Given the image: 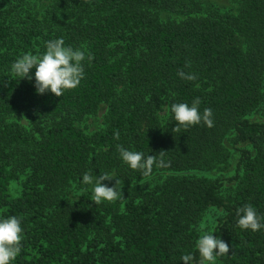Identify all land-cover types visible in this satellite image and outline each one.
Returning <instances> with one entry per match:
<instances>
[{
    "label": "trees",
    "instance_id": "obj_1",
    "mask_svg": "<svg viewBox=\"0 0 264 264\" xmlns=\"http://www.w3.org/2000/svg\"><path fill=\"white\" fill-rule=\"evenodd\" d=\"M32 1L0 0V216L23 228L12 264H184L188 253L199 264L201 225L229 244L216 264H264V229L236 224L248 204L264 215V121L249 119L264 116V0H230V12L201 0H44L43 14ZM61 37L85 51L84 77L61 97L37 94L10 66ZM196 98L212 127L161 117ZM102 104V129L85 133ZM118 145L162 152L166 166L144 177ZM231 152L227 187L192 174L225 171ZM89 170L117 174L124 199L95 204L81 183Z\"/></svg>",
    "mask_w": 264,
    "mask_h": 264
},
{
    "label": "clouds",
    "instance_id": "obj_2",
    "mask_svg": "<svg viewBox=\"0 0 264 264\" xmlns=\"http://www.w3.org/2000/svg\"><path fill=\"white\" fill-rule=\"evenodd\" d=\"M89 60L92 57H87ZM85 60V51L79 48L67 46L64 39L55 38L45 42V50L38 54L31 52L19 56L10 66L11 73L19 78H27L34 81V88L37 94L50 92L56 97H61L65 90L78 87L84 77L82 61ZM34 69V72H33ZM31 73V75H29ZM181 78L194 80V75L179 72ZM201 101L196 98L191 105L188 103H170L165 106L172 121L177 126L185 128L203 122L206 126L212 127V110L205 108L202 112L199 109ZM119 139V135L116 136ZM117 151L121 162L132 170L139 171L142 176L149 177L153 167H165V161L157 158L158 155L145 154L143 151H134L118 145ZM114 172H103L99 176L89 170L83 173L81 183L85 190L92 193V201L101 204L105 201L115 202L122 200V183L117 179ZM120 177V176H119ZM113 181L112 186L103 183ZM236 224L242 230L253 232L264 229V215L258 214L257 210L250 204L240 207L236 211ZM198 239L195 241V249L199 254V264H216L217 258L225 256L229 252V244L224 242L220 236H214V230H205L201 225ZM23 240V228L21 218L16 215L0 216V264H12L21 252ZM194 256L192 253L183 254L180 261L190 264Z\"/></svg>",
    "mask_w": 264,
    "mask_h": 264
},
{
    "label": "rangeland",
    "instance_id": "obj_3",
    "mask_svg": "<svg viewBox=\"0 0 264 264\" xmlns=\"http://www.w3.org/2000/svg\"><path fill=\"white\" fill-rule=\"evenodd\" d=\"M29 3H32V0H28ZM203 1V5L204 6H208V7H212L215 10H220V12H230L234 9V5L230 2V0H201ZM35 9L34 12L39 13L42 12V10H44L47 2L44 0L41 1H35ZM26 12H30L31 11V6H28L25 8ZM39 18V16H38ZM106 106L105 105H100L98 111L96 112V114L89 116L87 118H85L80 124L79 127L87 134L93 133L97 130L102 129L103 126V119L106 113ZM165 107H164V112H162L160 115L161 117H163L165 115ZM249 119L251 121H264V116L261 114V112H256L254 114H252ZM20 125L27 127V122L25 120H20L19 121ZM232 154V152H231ZM236 155L233 152L230 163L228 168L225 171H221V172H211L209 174H199V173H192L195 174L199 177H207V178H215V179H219L221 180L225 186H228V183L226 182L227 179H229L231 176H233L232 172H233V167L236 163ZM162 177V176H159ZM25 178V175H20V177L17 180H14L10 186V193L12 196H18V194L20 193L21 190V183L23 182ZM103 183L107 184L108 186H112V184H114V180L113 181H104ZM232 183H229V185H231ZM122 188H123V184H122Z\"/></svg>",
    "mask_w": 264,
    "mask_h": 264
}]
</instances>
